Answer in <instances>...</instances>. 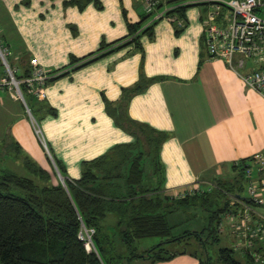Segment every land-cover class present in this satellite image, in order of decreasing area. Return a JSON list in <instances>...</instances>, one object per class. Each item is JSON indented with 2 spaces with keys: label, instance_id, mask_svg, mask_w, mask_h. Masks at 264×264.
Listing matches in <instances>:
<instances>
[{
  "label": "crops",
  "instance_id": "1",
  "mask_svg": "<svg viewBox=\"0 0 264 264\" xmlns=\"http://www.w3.org/2000/svg\"><path fill=\"white\" fill-rule=\"evenodd\" d=\"M66 1L0 0V29L18 73L34 58L47 72L67 68L72 56L85 57L103 41L127 36V22L138 23L145 12L144 0H101L102 10L94 3L84 10L65 7ZM208 10L205 4L189 8L180 36L164 18L156 24L153 40L142 37L143 52L133 47L119 50L47 86L45 97L39 99L57 116L45 115L38 123L32 114L33 123L26 106L16 101L17 119L10 134L41 166L49 170L54 155L69 178L77 180L84 161L134 140L115 124L105 101L118 104L123 89L135 85L144 73L156 81L134 95L127 110L135 121L170 135L160 153L165 193L207 189L224 178L220 174L226 168L264 153V97L242 78L255 66L247 61L246 67L234 69L224 59L209 56L203 24ZM156 264L199 260L186 253Z\"/></svg>",
  "mask_w": 264,
  "mask_h": 264
},
{
  "label": "trees",
  "instance_id": "2",
  "mask_svg": "<svg viewBox=\"0 0 264 264\" xmlns=\"http://www.w3.org/2000/svg\"><path fill=\"white\" fill-rule=\"evenodd\" d=\"M153 1V10L147 12V0H144L145 12L138 23L127 22V36L112 43L103 41L97 51L85 57L72 56L67 68L49 72L45 88L119 50L133 47L143 52L142 37L153 40L155 26L164 18L176 16L182 21V26L173 23L175 34L180 36L188 24L187 10L207 5L190 0ZM90 3L99 10L104 8L101 0H69L64 5L84 10ZM161 11L163 17L154 19ZM123 13L126 15L125 10ZM2 40L10 49L3 35ZM9 62L14 65L10 58ZM31 71L30 65H24L22 73L16 76L27 78ZM154 81L155 78L141 73L135 85L123 89L118 104L105 101L106 111L115 124L134 140L113 147L97 159L84 161L77 180L69 178L64 163L51 149L64 184L52 164L53 171L41 166L11 134L0 139V264H156L186 253L197 258L199 264H211L210 248L222 242L225 216L239 211V204H231L233 199L253 204L244 196L245 172L253 157L232 165L234 175L218 178L207 189L185 191L179 196L166 194L160 153L170 135L135 121L127 110L131 98L144 92ZM21 90L38 123L45 115L57 116V111L30 93L26 84H21ZM178 215L181 218L171 222V217ZM189 222L191 228L184 229L183 224ZM223 228L229 229L226 225ZM85 229L95 232L91 251L80 237ZM177 230L182 232L176 234ZM151 237L162 241L141 250L138 241ZM252 242L253 247L246 249L244 260L247 264H261L252 252L263 253L264 246L259 239ZM169 244L189 245L195 250L184 247L172 251ZM236 250L220 248L222 264H243Z\"/></svg>",
  "mask_w": 264,
  "mask_h": 264
},
{
  "label": "built area",
  "instance_id": "3",
  "mask_svg": "<svg viewBox=\"0 0 264 264\" xmlns=\"http://www.w3.org/2000/svg\"><path fill=\"white\" fill-rule=\"evenodd\" d=\"M209 10L204 24V42L211 58H221L229 66L236 69L247 66L250 61L255 68L242 76L244 82L264 97V0H206ZM155 2L147 0L146 11L151 12ZM164 11L157 12L154 19L163 17ZM172 23L182 26V21L176 16L168 17ZM10 49L3 43L0 29V89H8L12 97L21 100L28 108L21 84H26L29 92L36 97H45V82L50 78L37 58L30 60L31 76L18 79V69L9 62ZM33 119V123L36 121ZM40 137V129L36 126ZM49 153L47 145L42 141ZM248 198L253 204L233 199L232 205L239 204L237 213L229 212L224 219V225L229 224L230 232L241 240L246 249H252V239H259L264 246V153L253 157L245 172ZM181 195V193H179ZM256 216V217H255ZM222 229H225L223 228ZM80 237L86 240L88 251L93 249V229H85ZM237 239V240H238ZM238 245V244H237ZM236 245V246H237ZM241 248V247H240ZM262 254V255H261ZM256 261L264 260V252H252Z\"/></svg>",
  "mask_w": 264,
  "mask_h": 264
},
{
  "label": "rangeland",
  "instance_id": "4",
  "mask_svg": "<svg viewBox=\"0 0 264 264\" xmlns=\"http://www.w3.org/2000/svg\"><path fill=\"white\" fill-rule=\"evenodd\" d=\"M0 28H1V25H0ZM1 32H2V30H1ZM9 58H10L11 62H15V61H13L12 57H9ZM251 70L252 69H248V71H251ZM246 72H247V70H246ZM2 101H3V103L2 104L0 103V135H5L8 133L9 134L11 133V126H12L13 122H15V120L17 119V116L15 115V113L17 110L16 101H18V100H15L12 97V94L10 93V91L8 89H0V102H2ZM53 168H50V171ZM234 174H235V172L232 169L226 168L225 171H223L220 174V176L226 177L228 175L232 176ZM220 176L218 175V177H220ZM55 182H56V180H55ZM210 185H211V183H210ZM179 193H181V192H179ZM179 193L177 194V196H179ZM244 196H248V190L247 189L244 192ZM180 218H181V216H179V215L178 216H172L170 220H171V222H174V220L176 221V220H179ZM183 225L184 226H182V227L184 229H189V228H191L192 223L191 222H189L188 224L184 223ZM226 226L229 228L228 223L226 224ZM230 231H231L230 229H226V228L223 229V233L221 235V237H222L221 244L219 246H216L215 248H210L211 264H222V262L219 260L218 251L220 248H223V247H230V248H234L235 250L237 249L236 250L237 258L240 259L243 264H247L244 260V253L246 252V248L243 247L244 243L241 240H239L237 237H235L233 235V233ZM181 232H182V230L175 231L176 234H179ZM161 241H162V239L159 237H151V238L141 239L140 241H138V247L141 250H146V249L152 248L153 246L157 245ZM184 247H186V249H190L191 251L195 250L194 247H191L189 245H186V246L185 245H177V244H169L168 245V249L172 250V251L173 250L175 251L176 249H183ZM254 251L255 250H253V252ZM257 262L263 264L262 261H257Z\"/></svg>",
  "mask_w": 264,
  "mask_h": 264
},
{
  "label": "water",
  "instance_id": "5",
  "mask_svg": "<svg viewBox=\"0 0 264 264\" xmlns=\"http://www.w3.org/2000/svg\"><path fill=\"white\" fill-rule=\"evenodd\" d=\"M50 159H51V161H52L53 167H54V169H55V171H56V173H57V176H58L59 180L61 181V183L64 184V179H63V177L61 176V174H60V172H59V170H58V168H57V166H56V164H55L53 158L50 157Z\"/></svg>",
  "mask_w": 264,
  "mask_h": 264
}]
</instances>
